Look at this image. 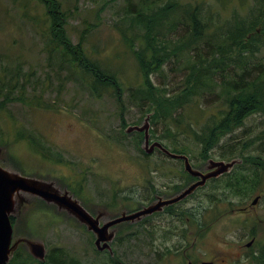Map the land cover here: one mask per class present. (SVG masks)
Instances as JSON below:
<instances>
[{
  "label": "rangeland",
  "instance_id": "rangeland-1",
  "mask_svg": "<svg viewBox=\"0 0 264 264\" xmlns=\"http://www.w3.org/2000/svg\"><path fill=\"white\" fill-rule=\"evenodd\" d=\"M106 1L62 0V3L63 7L70 12L68 32L73 42L77 41L85 27H89L83 38V44L92 56L117 72L116 75L123 89L120 94L121 103H124L122 113L129 125L124 129L120 128V122H122L119 115L120 109L112 96L104 94L101 98H94L85 88L79 89V84L77 86L76 82L68 79L66 71H61L60 78L66 79L63 81V90L56 97L55 92H46L43 98L46 102L55 100L60 107L59 110L30 111L27 107L14 105L4 112L8 122V125L7 122L4 123V127L9 131V139L14 138L15 128H20L22 131L25 129L28 132L30 128L34 129L47 143L62 151L63 161L56 162L53 158L41 156L33 150L26 138L16 145L11 144L10 151L0 144V163L2 164L0 168L10 175L33 179L44 188L65 194L100 223H103L105 219L120 216L122 213L128 214L132 212L131 210L149 206L160 198L173 196L170 193L160 195L157 192L154 200H148L145 203L124 201L123 204L118 198V203L113 201V191H120L119 197L128 194L134 199L141 200L139 195L145 192V187L149 183L158 185L160 191L165 188L166 183L179 181L180 177L177 175L183 163L180 166L177 162L170 163V159L167 160L159 153L161 151L159 148L154 147L148 153L149 161L146 164L140 150L144 152V149L149 150L152 141L162 142L169 151L179 146L188 147L192 161L202 166L200 171L204 174L218 169L216 166L210 167L209 159L220 160L217 146L210 151V157L205 162L196 160L199 146L195 144L191 134L185 131L183 124L177 128L179 133L176 134V141L171 140L170 136L161 140L150 136L152 129L155 130L154 136L166 132L161 124L152 125L149 118L147 120L150 113L141 116L142 111L131 104L128 98L126 88L138 86L142 78L128 43L126 44L123 38L122 29L129 26L128 22L119 20L124 0H109L104 4ZM180 1L194 6L200 0ZM207 2L213 5L211 7L214 11L213 19L220 25L231 18L233 11L245 9L249 4V0H244L242 5L240 0H207ZM25 11L33 13V4L27 5ZM124 32L127 35L131 33L129 29H125ZM182 32L183 28L178 27L169 36L177 38ZM39 50L40 37L35 34L30 20L23 15V6L19 0H0V51L25 59L24 69L33 68L32 81L39 76L41 80H44L45 73L41 69L42 66L50 71V68L46 67L45 53ZM263 53L264 49L258 54ZM182 63H185L184 57H181L176 64L167 62L163 66L164 76L159 73L153 74L152 81L159 87L166 86L171 91L177 89L185 73ZM50 77L51 88L55 91L59 87V79L54 73L50 74ZM203 103L207 104H200L202 108L200 113L196 108L183 111L190 120L196 118L194 123L199 122L193 126L197 130L207 116L216 114L217 111L216 106L211 104L218 103L217 101L209 98ZM261 117L260 115L249 117L245 126L223 138L220 143L235 137L234 135L240 138L257 131L261 127L259 121L264 118ZM148 121L149 143L145 145L144 133L140 132L143 133L142 139L136 137L135 133L139 132L136 131V127H142ZM10 155L14 156V160ZM233 161V166L241 163L239 158ZM148 163L151 167L158 165L160 169L154 170ZM169 170H171L170 175ZM165 171L166 175L163 174ZM202 187L172 205L174 210L184 208V210L198 213L202 207L207 206L208 199L203 193L208 190ZM254 196H258V201L252 205L251 200ZM137 204L142 205L138 207ZM9 216L12 224L9 259L13 252L20 248L24 253L32 254L29 244L37 243L42 245L45 251L51 246L64 247L72 257L79 260L80 264H112L109 256L114 253L125 264H187V261H192V264H205L202 261L210 262L209 264H245L244 253L247 248H250L253 242L264 240V190L262 194L255 193L241 204L239 212L236 209L221 222L205 225L203 237L198 238L195 248L188 249L185 254L171 252L164 259H160V256L155 254V250H165V246L174 250L172 245L177 244V239L173 238L164 242L165 246L161 248L158 241L151 248L148 241L147 215L139 220L113 225L107 232L110 238L106 242L108 248L106 246L103 249L96 248V234L78 217L58 204L36 195L25 192L14 194ZM197 218L199 220V216ZM187 227L197 234L201 232V229L192 225ZM251 239H253L252 244L246 247L245 243ZM101 245L99 243V246ZM183 248L180 249L183 250Z\"/></svg>",
  "mask_w": 264,
  "mask_h": 264
},
{
  "label": "trees",
  "instance_id": "trees-1",
  "mask_svg": "<svg viewBox=\"0 0 264 264\" xmlns=\"http://www.w3.org/2000/svg\"><path fill=\"white\" fill-rule=\"evenodd\" d=\"M19 3L23 6V15L30 20L35 34L40 37L39 51L45 53L46 67L50 68V71L42 66L44 80L39 76L32 81L33 68L24 69L25 59L0 51V144L10 151L11 144L16 145L26 138L35 152L45 158L62 162V151L47 143L34 129L30 128L28 132L15 128L14 138L9 139V131L4 127L7 122L4 112L14 105L27 107L30 111L59 110L55 100L46 102L43 98L46 92H55V97L60 94L63 81H66L60 78L61 71H66L67 78L76 82L77 86L79 84V89L85 88L90 96H112L120 109V128L124 129L129 124L122 113L124 103H121L120 94L123 89L117 72L92 56L83 44L89 27H85L77 41L73 42L68 32L70 12L63 7L62 0H19ZM31 3L34 12L27 13L25 9ZM243 3L244 0H240V5ZM205 4H208L207 0H200L194 6L180 0H124L119 19L129 23V26L122 29L123 38L126 44L128 43L142 78L138 86L126 88L128 98L131 104L142 111L141 116L150 113V123L161 124L166 132L154 136L155 130L152 129L150 136L159 140L170 136L171 140L176 141V134L179 133L177 128L183 124L185 131L191 134L195 144L199 146L196 160L205 162L215 146L219 147L220 160H241V163L234 165L229 172L208 179L202 187L208 190L203 193L208 199V204L201 210L199 208L198 213L184 208L174 210L172 205L167 207L171 212L183 216L185 224L192 221V225L201 229V232L195 235L200 239L203 237L205 225L221 222L236 209L239 212L241 204L255 193L262 194L264 190V118L259 121L261 127L257 131L240 138L234 135L235 137L220 143L223 138L245 126L249 117H264V53L258 54L264 49V0H249L247 8L233 11L231 18L221 25L213 19V5ZM216 10L219 12L217 8ZM178 27L183 28V32L177 38H171L169 34L175 32ZM125 29L131 31L130 35L124 32ZM181 57L185 58V63H182L185 73L177 89L171 91L166 86L159 87L152 81L153 74L164 76L163 66L167 62L176 64ZM52 73L59 79V87L55 91L51 88ZM209 98L218 102L211 103L217 108L216 114L207 116L197 130L193 126L199 122L194 123L196 118L190 120L183 111L196 108L200 113V104L206 105L207 103L203 102ZM135 134L142 139L143 133ZM162 145L164 146L163 143ZM188 149L179 146L171 152L187 155L193 167L202 169L201 165L192 161ZM140 152L147 164L148 153L142 150ZM159 153L164 155L161 151ZM10 156L14 160V156ZM164 156L171 160L170 163L177 162L179 166L182 164L180 159ZM169 167L171 169V165ZM151 168L160 169L158 165ZM170 173L171 170L168 171L169 175ZM163 174L166 175V171ZM178 174V182L166 183L165 188L160 191L158 185L149 183L145 192L139 195L141 200L128 194L119 197L120 191H113V201L118 203L119 199L123 204L124 201L145 203L152 200V194L159 192L160 195H174L196 179L183 168H180ZM77 192L79 193V190ZM141 205L137 204L138 207ZM187 230L185 226L184 248L188 246ZM180 250L166 249L164 253ZM244 255L245 264H264V240L253 242ZM109 257L112 264H125L115 253ZM7 264L80 262L64 247L51 246L43 260L26 252L20 257L15 252Z\"/></svg>",
  "mask_w": 264,
  "mask_h": 264
},
{
  "label": "water",
  "instance_id": "water-1",
  "mask_svg": "<svg viewBox=\"0 0 264 264\" xmlns=\"http://www.w3.org/2000/svg\"><path fill=\"white\" fill-rule=\"evenodd\" d=\"M147 116V120H148ZM149 121L142 127H136V131L144 133V144L149 143ZM159 148L162 153L173 159H180L183 161L184 170L191 176L196 177L197 180L188 184L180 192L174 194L169 198H160L153 202L151 205L138 209L136 211L130 212L128 214L122 213L120 216L115 217L109 221L104 222L99 225L98 220L94 219L89 215L85 209H83L76 201L71 200L65 194H60L57 191L44 188L37 184V181L29 179L22 176H13L6 172L4 169L0 168V264H6L10 257V242L12 236V224L10 221L9 212L13 205V196L18 192H25L36 195L46 201H51L59 206L65 208L66 210L73 213L82 222H84L89 229H91L96 234L95 244L97 249H103L107 246V241H109V236L107 235V229L120 222L124 221H135L139 220L141 217L151 214L165 205L173 204L179 202L180 200L186 198L198 187L205 184L206 180L210 178L218 177L219 175L229 172L233 167V160L227 163L224 160L214 161L209 159L208 162L210 167H218L215 171H209L207 173H202L200 170L194 168L187 155L174 153L166 149L161 142L152 141L149 150H145L146 153H150L153 148ZM258 201V196H254L251 200V204L255 205ZM102 243L99 246V243ZM253 239L245 243V246H250ZM30 251L34 257L38 259H44L45 250L42 245L37 243H30ZM108 248V246H107ZM188 264H191L189 262ZM209 264V262H205Z\"/></svg>",
  "mask_w": 264,
  "mask_h": 264
},
{
  "label": "flooded vegetation",
  "instance_id": "flooded-vegetation-1",
  "mask_svg": "<svg viewBox=\"0 0 264 264\" xmlns=\"http://www.w3.org/2000/svg\"><path fill=\"white\" fill-rule=\"evenodd\" d=\"M0 166H2L1 163H0ZM198 170H200V169H198ZM154 197H155V194L153 195L152 200H154ZM173 204L165 205V206H163L161 208V210H157V211L152 212L151 214L147 215L148 216V219H147V223H148V241H149V245L151 246V248H153V245L156 242H158V241H160V246L159 247L160 248H161V246L164 247L165 246L164 242H167L170 239L172 240L173 238L177 239V241H176L177 244H173L172 245L173 249H175V248L179 249V248H183L184 247V245H185L184 244V241H185V236H184L185 226L192 225L193 222L189 221L188 224H185L183 216H181L179 214H176V213H173V212H171V210L167 209V207H169V206H171ZM164 210H166V211L163 212ZM114 218H112V219H114ZM106 220L109 221L111 219H105V220H103V223L106 222ZM103 223L99 222V225H102ZM112 226H110L108 229H110ZM192 227H195V226L192 225ZM108 229H107V232H108ZM187 229H188V227H187ZM186 234L188 236V241H187L188 242V246L183 248V250H180V252L182 254H185V252L188 249H190V248H195V244H196V242L198 240V236H195L197 233H195L193 231H190L188 229ZM102 243L103 242H101V244ZM164 249L165 250H159V249L155 250V254H158L160 256V259L167 258V255H169L171 253V252L170 253H164V251H166V249H171V247L165 246ZM15 252H17L18 256H20V257L23 256V253H24L22 251V249L20 248V249H16L13 252L12 256L14 255ZM187 260H189V259H187ZM189 262H191V264H192V261H187V264ZM205 262L206 261H202V263H205Z\"/></svg>",
  "mask_w": 264,
  "mask_h": 264
}]
</instances>
